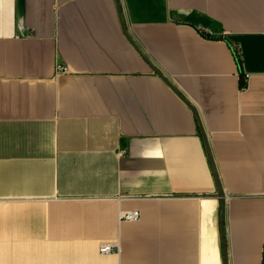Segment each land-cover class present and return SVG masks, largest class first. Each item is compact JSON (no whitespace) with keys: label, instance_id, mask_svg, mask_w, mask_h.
Masks as SVG:
<instances>
[{"label":"crops","instance_id":"1","mask_svg":"<svg viewBox=\"0 0 264 264\" xmlns=\"http://www.w3.org/2000/svg\"><path fill=\"white\" fill-rule=\"evenodd\" d=\"M202 133L264 264V0H0V264H226Z\"/></svg>","mask_w":264,"mask_h":264},{"label":"water","instance_id":"2","mask_svg":"<svg viewBox=\"0 0 264 264\" xmlns=\"http://www.w3.org/2000/svg\"><path fill=\"white\" fill-rule=\"evenodd\" d=\"M151 69L155 73H157L158 75L161 76V74L159 73V71L156 68L151 67ZM202 135H203L204 142H205V147H206V151H207V157H208L209 165H210L211 172H212V175H213V178H214V181H215L217 194H218V196L220 198V201H221V219H220V221H221V235H222V243H223V249H224V255H225V262L227 264L226 244H225V238H224V216H225V198H226V195H225V192L223 191V187L221 185V182H220V179H219V175L217 173L215 162L213 160V156H212L211 151L209 149V145H208L207 139L204 136V133H202Z\"/></svg>","mask_w":264,"mask_h":264},{"label":"built area","instance_id":"3","mask_svg":"<svg viewBox=\"0 0 264 264\" xmlns=\"http://www.w3.org/2000/svg\"><path fill=\"white\" fill-rule=\"evenodd\" d=\"M235 53H236V55L238 57L240 56V51H239L238 48H236ZM57 68L61 72H66L67 71V69L64 66H59ZM248 78H249V74H245L244 81L246 82ZM121 218L125 219V220H136V219L139 218V212L138 211H133L131 213H127V214L123 215V217H121ZM116 249H117V247H116ZM113 250H114V248L111 245L105 243V244H103L100 247L99 252L101 254H108V253H112Z\"/></svg>","mask_w":264,"mask_h":264},{"label":"trees","instance_id":"4","mask_svg":"<svg viewBox=\"0 0 264 264\" xmlns=\"http://www.w3.org/2000/svg\"><path fill=\"white\" fill-rule=\"evenodd\" d=\"M220 218H221V209H220Z\"/></svg>","mask_w":264,"mask_h":264}]
</instances>
